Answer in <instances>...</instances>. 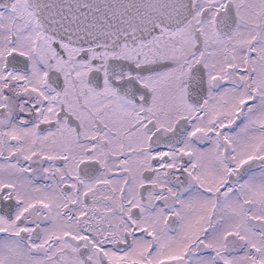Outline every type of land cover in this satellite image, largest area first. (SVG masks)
Returning <instances> with one entry per match:
<instances>
[{
  "label": "snow or ice",
  "instance_id": "1",
  "mask_svg": "<svg viewBox=\"0 0 264 264\" xmlns=\"http://www.w3.org/2000/svg\"><path fill=\"white\" fill-rule=\"evenodd\" d=\"M0 264H264V0H0Z\"/></svg>",
  "mask_w": 264,
  "mask_h": 264
}]
</instances>
